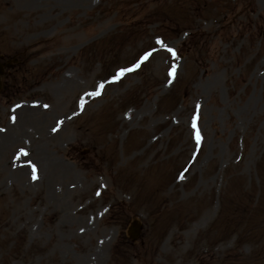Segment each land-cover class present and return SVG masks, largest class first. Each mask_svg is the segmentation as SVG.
Listing matches in <instances>:
<instances>
[{"label":"rangeland","instance_id":"obj_1","mask_svg":"<svg viewBox=\"0 0 264 264\" xmlns=\"http://www.w3.org/2000/svg\"><path fill=\"white\" fill-rule=\"evenodd\" d=\"M0 63V264H264V0H0Z\"/></svg>","mask_w":264,"mask_h":264},{"label":"snow or ice","instance_id":"obj_2","mask_svg":"<svg viewBox=\"0 0 264 264\" xmlns=\"http://www.w3.org/2000/svg\"><path fill=\"white\" fill-rule=\"evenodd\" d=\"M169 51L171 52L172 50L169 49ZM150 55H151L150 53H146V54L141 58V61H142V62H143V61H146V60L150 57ZM139 66H140V65L137 64V65L134 66V68H138ZM134 68L121 69V70L116 74V77L114 78V80H118V79H119L121 76H123L126 72L133 71ZM174 71H175V70H173V72L170 73V75H173V74H174ZM98 87H99V89H103L105 86H104L103 84H101V85H99ZM100 94H101V93H100L99 91H97V92H95V93H91V94H89V95H95V96H98V95H100ZM195 127H196V117L193 118V128L195 129ZM200 140H201V137H200V135H199V132H197V134H196V141H197V144L200 143ZM21 152H22V154L27 155V153L24 152L23 150H21ZM35 172H36V169H35V167L33 166V178H34V179L36 178V177H35Z\"/></svg>","mask_w":264,"mask_h":264}]
</instances>
